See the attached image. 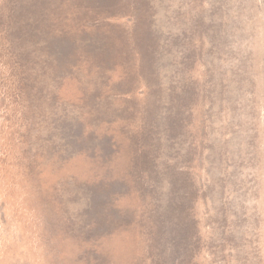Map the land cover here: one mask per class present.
Wrapping results in <instances>:
<instances>
[{
  "label": "rangeland",
  "instance_id": "rangeland-1",
  "mask_svg": "<svg viewBox=\"0 0 264 264\" xmlns=\"http://www.w3.org/2000/svg\"><path fill=\"white\" fill-rule=\"evenodd\" d=\"M0 264H264V0H0Z\"/></svg>",
  "mask_w": 264,
  "mask_h": 264
}]
</instances>
